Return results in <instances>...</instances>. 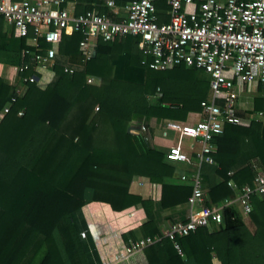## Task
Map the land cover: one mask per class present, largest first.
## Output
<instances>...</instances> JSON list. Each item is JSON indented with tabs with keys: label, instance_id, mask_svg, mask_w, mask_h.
<instances>
[{
	"label": "trees",
	"instance_id": "trees-1",
	"mask_svg": "<svg viewBox=\"0 0 264 264\" xmlns=\"http://www.w3.org/2000/svg\"><path fill=\"white\" fill-rule=\"evenodd\" d=\"M79 1L84 5L77 12L92 9L93 0ZM128 1L114 4L121 7ZM164 2L156 8L164 11ZM4 25L0 17V65L26 63L25 51L35 50L13 37L11 27L3 31ZM81 38L79 32L60 33L53 63L20 74L35 78L20 96L0 77V112L10 103L0 120V264H101L80 212L91 202L107 204L113 212L139 205L146 217L140 238H159L121 263L137 264L139 258L141 264H211L212 259L264 264V195L250 198V231L234 207H225L220 223L210 224L211 231L199 227L175 239L179 254L154 224L153 200L128 193L131 178L143 177L155 184L163 213L185 205L190 186L178 180L183 173L179 164L167 162L165 151L151 147L146 132L131 135L127 127L142 124L151 132L164 120L182 122L188 113H198L208 95L207 77L184 66L148 70L141 64L137 39L129 36L97 41L84 60L78 51ZM38 43L42 53L48 45ZM65 67L74 70L68 73ZM87 76L99 84L87 85ZM249 103L248 114L263 109L261 97ZM213 143L214 164L200 168L205 207L235 195L227 182L236 188L251 184L253 161L264 172V122L224 125ZM121 239L138 238L129 231Z\"/></svg>",
	"mask_w": 264,
	"mask_h": 264
},
{
	"label": "built area",
	"instance_id": "built-area-1",
	"mask_svg": "<svg viewBox=\"0 0 264 264\" xmlns=\"http://www.w3.org/2000/svg\"><path fill=\"white\" fill-rule=\"evenodd\" d=\"M160 1L129 0L120 7L122 16L115 19L114 13L109 12L116 8L114 0H93L92 9L82 12H77L79 0H0V17L12 28L15 37L23 38L25 46L35 50L25 51L26 63L4 67L12 76L8 83L15 87L17 95L35 80L31 74H20L47 69L53 63L60 33L81 34L78 51L84 60L92 56L97 41L112 42L129 36L137 39L141 64L148 70L184 66L207 77L208 95L200 102L199 112L191 114L195 118L193 124L188 120L161 122L162 128L180 132L191 140L189 152L176 146L167 149L164 156L167 162L184 164L190 169L188 175L183 172L179 177V181H188L190 186L185 203L187 218L174 222L161 236L172 242L179 253L176 238L187 236L199 227L208 228L211 223L219 224L221 210L229 206L247 221L250 198L264 195V173H256L251 184L240 188L227 182L235 195L218 206L205 207L200 177L202 165L214 164L213 141L224 125H248V121L237 115L241 93L257 85L264 101V0H165L164 11L156 8ZM100 7L107 12L100 13ZM39 40L48 45L42 53H39ZM73 70L64 68L68 73ZM16 83L21 89H16ZM85 83L97 86L99 81L87 76ZM9 106L10 103L1 110L0 120ZM256 117H264V106ZM138 128L142 133L146 131L142 124ZM80 237L84 238V233ZM158 240L138 238L124 246L123 254L130 256Z\"/></svg>",
	"mask_w": 264,
	"mask_h": 264
},
{
	"label": "crops",
	"instance_id": "crops-1",
	"mask_svg": "<svg viewBox=\"0 0 264 264\" xmlns=\"http://www.w3.org/2000/svg\"><path fill=\"white\" fill-rule=\"evenodd\" d=\"M83 5L84 3L81 2V5H79L78 7ZM105 12H107V10H105ZM109 12L111 13V15H113L114 13L113 17L115 19H118L117 17L122 16L123 14L120 7H116L114 10H109ZM6 28V25H4L3 31ZM13 37H15L14 34ZM0 77L8 82L12 80L11 74L6 70V68L2 67V65H0ZM256 96L261 97L259 95V88L257 85L254 87H250L248 91H243L239 99H248V101L250 102L253 97ZM249 102L246 108H243V103L239 102L240 104L238 105L237 109L238 117L248 121V124L251 119H257L261 122H264V117L258 119L256 117V113L248 114L245 112L246 109L250 106ZM191 114L193 113H188L186 115L185 120L179 123H184L188 120L189 123L193 124L195 118H192ZM127 132L131 135H142L144 133L140 132L138 127L132 125H128ZM145 132L147 133L145 134L147 142L151 147L157 150L166 151L171 147L177 146L180 147L182 150L189 152V145L191 144V140L180 132L162 128L161 123L153 127L151 132H149L148 130H146ZM193 149H197V146H195V144H193ZM191 156L193 157V155ZM252 164V166L254 167L255 174L264 173L259 168L257 161H253ZM177 166V169L181 170V172L189 170L188 166L184 164H179ZM178 180L174 179L171 180V182H178ZM155 191V184L149 183L148 180L143 177H132L128 185L129 194L138 196L143 200H153L152 214L154 224L158 229L160 235L162 236V234L167 231L174 222L184 221L187 218L188 213L186 205L173 212L163 213L162 209L160 208L159 202L156 201L157 199L155 198ZM80 212L87 226L88 232L91 236L93 246L100 263L125 264L120 262L122 259L125 258L123 254V248L127 245V243L131 241L127 240L126 243L123 242L121 239V235L130 231L134 233L135 238L142 237L141 234H139V227L146 221L143 209L139 205H136L120 212H113L107 204L91 202L83 205L80 209ZM244 223L250 231L252 227L248 224V221H244ZM208 228L209 231H211L212 227L210 228L209 226ZM135 263L141 264V260L138 258ZM128 264H133V262L131 261ZM211 264L219 263L216 259H212Z\"/></svg>",
	"mask_w": 264,
	"mask_h": 264
},
{
	"label": "rangeland",
	"instance_id": "rangeland-1",
	"mask_svg": "<svg viewBox=\"0 0 264 264\" xmlns=\"http://www.w3.org/2000/svg\"><path fill=\"white\" fill-rule=\"evenodd\" d=\"M16 89H17V90L21 89V86H19V85L16 84ZM22 90H23V89H22ZM24 90H25V88H24ZM24 90H23V92H24ZM22 94H23V93H22ZM22 94L20 93V94H18V96H20V95H22ZM148 99H149V100H152V99H150V97H149ZM239 102H240V103H243V105H242L243 108H244V107L246 108V107L248 106V102H249V101H248V99H245V100H241V99H239ZM195 146H196V145H195ZM246 223H247V222H246ZM247 225H248V224H247Z\"/></svg>",
	"mask_w": 264,
	"mask_h": 264
}]
</instances>
